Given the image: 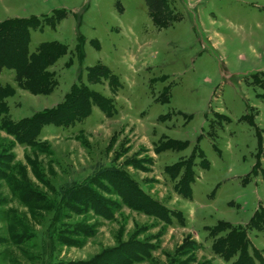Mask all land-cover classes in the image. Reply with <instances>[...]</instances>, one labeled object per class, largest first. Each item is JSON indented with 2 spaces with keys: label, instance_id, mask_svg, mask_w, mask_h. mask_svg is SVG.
<instances>
[{
  "label": "rangeland",
  "instance_id": "1",
  "mask_svg": "<svg viewBox=\"0 0 264 264\" xmlns=\"http://www.w3.org/2000/svg\"><path fill=\"white\" fill-rule=\"evenodd\" d=\"M10 18L66 50L48 95L0 70V264H234L213 246L236 228L264 264V0H0ZM59 105L27 143L4 128Z\"/></svg>",
  "mask_w": 264,
  "mask_h": 264
},
{
  "label": "trees",
  "instance_id": "2",
  "mask_svg": "<svg viewBox=\"0 0 264 264\" xmlns=\"http://www.w3.org/2000/svg\"><path fill=\"white\" fill-rule=\"evenodd\" d=\"M36 29H41L38 24L23 18H10L0 21V70L5 68L14 71L17 85L30 94L48 95L55 86L54 73L50 72L48 67L51 66L58 57L64 55L66 47L56 41L43 42L37 47L35 52H29L28 43L30 41V31ZM14 92L15 90L10 85L0 87V109H5L2 100L5 97L13 95ZM81 92L85 91L75 90L76 96L73 95L71 98L69 97L67 102L69 103L68 108L71 107V109H73L75 105L76 107L80 105L77 99L82 96L81 94H84ZM87 93L85 92V94ZM92 96L95 97L96 94H90L89 98ZM74 97L75 100H71ZM82 104L85 105L86 103L82 102ZM73 114L74 113H72V115ZM70 115V113H67V106L59 105L50 110L37 112L31 117L22 119L17 123L6 122L4 123L6 125L4 128L8 134L14 136L15 140L25 141V143H27L35 134L34 130L38 127L37 125L43 124V122L45 123L46 119L48 120L46 122H58V119ZM144 201L145 200L141 201L143 205L137 206L139 210L149 209L147 208L149 205ZM134 203L137 205V202L134 201L133 206H136ZM252 221H256L254 217L250 219V223ZM241 230L240 228L231 230V235H229L228 238L229 240H227V243L225 242L227 247L224 242L220 241H217L215 246H213V244L214 253L228 260L235 254L236 249L240 248V256L237 258L238 260H235L234 264H247L248 261L246 260L249 258L246 255L248 241L244 232ZM128 247V245L125 247L127 251L129 250ZM122 249L124 250V248ZM122 249L120 248L119 251H122ZM134 253H136V251L132 250L131 256H133Z\"/></svg>",
  "mask_w": 264,
  "mask_h": 264
}]
</instances>
